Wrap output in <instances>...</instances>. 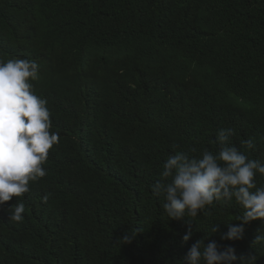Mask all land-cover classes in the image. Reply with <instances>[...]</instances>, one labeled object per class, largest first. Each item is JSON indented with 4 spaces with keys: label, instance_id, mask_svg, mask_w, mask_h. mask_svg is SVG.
<instances>
[{
    "label": "trees",
    "instance_id": "obj_1",
    "mask_svg": "<svg viewBox=\"0 0 264 264\" xmlns=\"http://www.w3.org/2000/svg\"><path fill=\"white\" fill-rule=\"evenodd\" d=\"M13 58L38 63L33 90L60 139L47 175L0 206V264H178L205 236L264 264V221L220 238L243 215L234 199L170 220L150 187L173 145L217 153L222 128L264 161V0H0V61Z\"/></svg>",
    "mask_w": 264,
    "mask_h": 264
},
{
    "label": "clouds",
    "instance_id": "obj_2",
    "mask_svg": "<svg viewBox=\"0 0 264 264\" xmlns=\"http://www.w3.org/2000/svg\"><path fill=\"white\" fill-rule=\"evenodd\" d=\"M171 32H163L160 39L165 52L172 46ZM38 68L35 60L0 61V206L13 197H22L30 191V182L47 175L42 165L60 139L58 132L50 131L52 121L47 100L33 90L31 81L38 78ZM176 91L174 86L168 101L175 97ZM233 134L232 128L218 130L220 150L217 153L205 150L194 156L177 151L178 145H173V154L162 165L161 179L150 186L153 195L163 198L162 208L170 220H185L186 215L196 217L214 202L234 199L244 212L236 217L238 223L227 224V232L221 234V240L227 241L242 239L244 226L250 222L264 221V185L257 187L256 184L257 174L264 176V161L250 159L232 145ZM242 145L246 149L255 147L252 138L242 141ZM7 211L9 219L19 223L24 219L25 205L17 201ZM218 225L212 229L214 234L218 232ZM135 235L132 229L125 233L123 241L130 243ZM192 236L189 226L182 243L187 244ZM208 238L196 240L178 264H236L238 259L240 264H256V257L251 253L237 257L234 247L221 250L215 240Z\"/></svg>",
    "mask_w": 264,
    "mask_h": 264
},
{
    "label": "bare ground",
    "instance_id": "obj_3",
    "mask_svg": "<svg viewBox=\"0 0 264 264\" xmlns=\"http://www.w3.org/2000/svg\"><path fill=\"white\" fill-rule=\"evenodd\" d=\"M226 24V23H225ZM143 80H144V78H143ZM144 82V81H143ZM145 82H146V80H145ZM147 84V83H146Z\"/></svg>",
    "mask_w": 264,
    "mask_h": 264
}]
</instances>
